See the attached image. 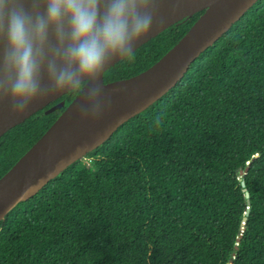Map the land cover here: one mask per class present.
Returning <instances> with one entry per match:
<instances>
[{
  "label": "trees",
  "instance_id": "1",
  "mask_svg": "<svg viewBox=\"0 0 264 264\" xmlns=\"http://www.w3.org/2000/svg\"><path fill=\"white\" fill-rule=\"evenodd\" d=\"M203 13L121 60L105 81L151 67ZM77 95L0 138V178ZM86 157L0 221V264H264V0Z\"/></svg>",
  "mask_w": 264,
  "mask_h": 264
},
{
  "label": "water",
  "instance_id": "2",
  "mask_svg": "<svg viewBox=\"0 0 264 264\" xmlns=\"http://www.w3.org/2000/svg\"><path fill=\"white\" fill-rule=\"evenodd\" d=\"M258 1L156 0L153 29L137 43L135 52L178 22L199 12L204 13L174 47L145 71L130 78L106 82L105 73L121 60L112 61L97 81L102 84L105 105L98 116L82 118L81 112L86 108L85 94L76 96L42 138L0 178V221L69 166L103 145L123 124L171 91L201 54L215 45ZM43 83L47 86L46 80ZM70 92L38 98L22 114L11 110L10 101L0 100V138ZM65 107L66 101H62L45 114ZM247 173L248 169L242 170L240 179L251 205V192L245 180ZM249 213L250 208L244 217V227Z\"/></svg>",
  "mask_w": 264,
  "mask_h": 264
},
{
  "label": "clouds",
  "instance_id": "3",
  "mask_svg": "<svg viewBox=\"0 0 264 264\" xmlns=\"http://www.w3.org/2000/svg\"><path fill=\"white\" fill-rule=\"evenodd\" d=\"M155 14L156 0H0V100L22 114L38 98L74 91L85 94L82 118L98 116L99 77L134 58Z\"/></svg>",
  "mask_w": 264,
  "mask_h": 264
},
{
  "label": "rangeland",
  "instance_id": "4",
  "mask_svg": "<svg viewBox=\"0 0 264 264\" xmlns=\"http://www.w3.org/2000/svg\"><path fill=\"white\" fill-rule=\"evenodd\" d=\"M83 160L86 161V162H90V160L87 157L84 158Z\"/></svg>",
  "mask_w": 264,
  "mask_h": 264
}]
</instances>
